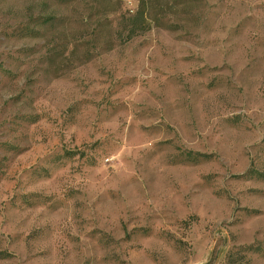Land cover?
I'll list each match as a JSON object with an SVG mask.
<instances>
[{
  "label": "rangeland",
  "instance_id": "374dc122",
  "mask_svg": "<svg viewBox=\"0 0 264 264\" xmlns=\"http://www.w3.org/2000/svg\"><path fill=\"white\" fill-rule=\"evenodd\" d=\"M0 264H264V0H0Z\"/></svg>",
  "mask_w": 264,
  "mask_h": 264
},
{
  "label": "trees",
  "instance_id": "16d2710c",
  "mask_svg": "<svg viewBox=\"0 0 264 264\" xmlns=\"http://www.w3.org/2000/svg\"><path fill=\"white\" fill-rule=\"evenodd\" d=\"M198 155H201V156H206V155H204V154H198Z\"/></svg>",
  "mask_w": 264,
  "mask_h": 264
}]
</instances>
